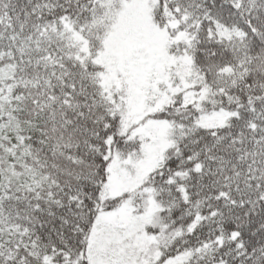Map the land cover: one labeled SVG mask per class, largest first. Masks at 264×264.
Wrapping results in <instances>:
<instances>
[{
    "label": "snow or ice",
    "instance_id": "6c2138e0",
    "mask_svg": "<svg viewBox=\"0 0 264 264\" xmlns=\"http://www.w3.org/2000/svg\"><path fill=\"white\" fill-rule=\"evenodd\" d=\"M0 264H264V0H0Z\"/></svg>",
    "mask_w": 264,
    "mask_h": 264
}]
</instances>
